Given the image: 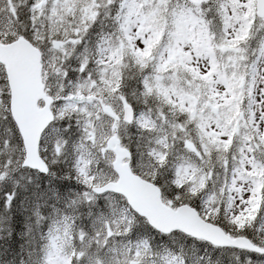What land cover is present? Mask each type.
Returning <instances> with one entry per match:
<instances>
[{
    "label": "snow or ice",
    "instance_id": "1",
    "mask_svg": "<svg viewBox=\"0 0 264 264\" xmlns=\"http://www.w3.org/2000/svg\"><path fill=\"white\" fill-rule=\"evenodd\" d=\"M0 264H264V0H0Z\"/></svg>",
    "mask_w": 264,
    "mask_h": 264
}]
</instances>
